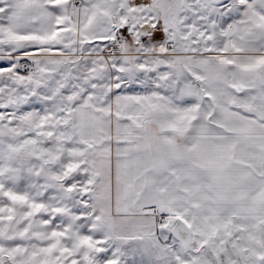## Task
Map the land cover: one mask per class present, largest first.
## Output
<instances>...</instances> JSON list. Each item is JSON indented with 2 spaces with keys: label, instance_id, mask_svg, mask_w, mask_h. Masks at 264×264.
<instances>
[{
  "label": "snow or ice",
  "instance_id": "snow-or-ice-1",
  "mask_svg": "<svg viewBox=\"0 0 264 264\" xmlns=\"http://www.w3.org/2000/svg\"><path fill=\"white\" fill-rule=\"evenodd\" d=\"M0 264H264V0H0Z\"/></svg>",
  "mask_w": 264,
  "mask_h": 264
}]
</instances>
